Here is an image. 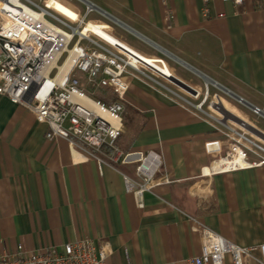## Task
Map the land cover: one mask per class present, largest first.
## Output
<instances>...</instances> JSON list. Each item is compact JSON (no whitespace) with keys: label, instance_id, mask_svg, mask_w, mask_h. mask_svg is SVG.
<instances>
[{"label":"crops","instance_id":"obj_1","mask_svg":"<svg viewBox=\"0 0 264 264\" xmlns=\"http://www.w3.org/2000/svg\"><path fill=\"white\" fill-rule=\"evenodd\" d=\"M86 1L103 12L94 11L93 20L110 24L137 51L165 59L176 77L196 88L220 84L264 111V8L252 0L238 6L211 0L206 17L202 0H169L171 19L160 0ZM48 2L70 12L57 0ZM118 28L145 41V48L129 43ZM159 71L174 79L166 69ZM219 104L228 110L223 99ZM235 107L264 132L254 121L262 115ZM123 119L117 146L123 152H160L163 163L154 178L170 180L145 191L142 207L124 186L123 174L139 179L133 164L98 165L91 154L71 150L65 139H47L46 124L0 94L3 247L22 244L38 251L88 237L108 245L106 264H183L200 251L191 217L241 246L264 241V164L202 175L201 169L227 150L224 136L138 80L126 93ZM213 140L219 141L218 154L205 149Z\"/></svg>","mask_w":264,"mask_h":264},{"label":"built area","instance_id":"obj_2","mask_svg":"<svg viewBox=\"0 0 264 264\" xmlns=\"http://www.w3.org/2000/svg\"><path fill=\"white\" fill-rule=\"evenodd\" d=\"M75 1L83 2L85 9H71L64 4L71 11L68 13L47 0H0V94L46 124L47 139H65L71 150L91 154L98 165L133 164L139 179L123 174L124 186L142 207L145 191L170 180L154 178L163 163L160 152H123L116 144L124 124L126 93L131 81L138 80L224 136L227 150L203 167L202 175L264 164V132L223 109L219 104L222 98L212 92L208 83L196 88L176 77L165 59L141 54L116 35L110 24L91 19V12L103 14L95 5L86 0ZM202 1V15L206 17L211 0ZM222 1L234 6L243 2ZM252 1L257 8H264V0ZM160 2L167 7L166 18L171 19L169 0ZM165 69L174 79L159 71ZM98 90H102L104 99L95 97ZM251 110L259 114L257 107ZM102 146L111 152L104 153ZM204 146L209 153L218 154L221 149L218 140ZM214 163L219 165L213 167ZM262 211L264 217V204ZM190 219L192 230L200 237V251L185 258L183 264H264V241L241 246L201 220ZM109 254L107 244L97 245L88 237L38 251L22 244L8 249L0 238V264H106Z\"/></svg>","mask_w":264,"mask_h":264},{"label":"rangeland","instance_id":"obj_3","mask_svg":"<svg viewBox=\"0 0 264 264\" xmlns=\"http://www.w3.org/2000/svg\"><path fill=\"white\" fill-rule=\"evenodd\" d=\"M63 4L67 5L68 7H70L71 9H76L79 8L81 11H83L85 9V4L83 2H78L75 0H60ZM89 17L91 19H96L97 15L95 14V12H91L89 14ZM118 25V24H117ZM119 26V25H118ZM117 28V27H116ZM119 29V28H118ZM119 31L124 33L125 39L133 44L134 46H136L139 49H144L146 46V42L143 41L140 38H135L134 36L130 35V32L127 30H123V29H119ZM145 42V43H143ZM141 53V52H140ZM143 54V53H141ZM145 55V54H143ZM148 56V55H145ZM210 86V89L212 90V92H217L220 97L224 100V102L226 103V106L228 107V111L234 113L236 116H238L239 118L244 119L246 122L250 123L245 116H243L242 113L238 112L236 110L235 106H239L240 108H248L246 105H244L243 103L239 102L238 100H236L235 98L231 97L229 94L225 93L221 88H219L218 86L214 85L212 82H207ZM95 97L104 99L103 97V92L102 90H98L95 94ZM254 113V112H253ZM255 114V113H254ZM255 123H257V125L259 127H261L262 129H264V119H254ZM251 124V123H250ZM253 125V124H251Z\"/></svg>","mask_w":264,"mask_h":264},{"label":"water","instance_id":"obj_4","mask_svg":"<svg viewBox=\"0 0 264 264\" xmlns=\"http://www.w3.org/2000/svg\"><path fill=\"white\" fill-rule=\"evenodd\" d=\"M211 80V79H210ZM211 81H213V80H211ZM220 87H221V89L224 91V92H228V94L230 95V96H232L233 98H235L236 100H238L239 102H241V103H243L244 105H246L247 107H249L250 109H254V108H256V106L255 105H253L252 103H250V102H248L247 100H245L244 98H242L241 96H239L238 94H236V93H234V92H232L231 90H229L228 88H226V87H224V86H222V85H220V84H218ZM259 111V114L260 115H262V116H264V111L263 110H258ZM248 126H247V129H249V130H251L252 131V126H250V124H247Z\"/></svg>","mask_w":264,"mask_h":264},{"label":"bare ground","instance_id":"obj_5","mask_svg":"<svg viewBox=\"0 0 264 264\" xmlns=\"http://www.w3.org/2000/svg\"><path fill=\"white\" fill-rule=\"evenodd\" d=\"M47 1H48V0H47ZM48 4H50V3L48 2ZM69 13H71V11H70ZM219 88H221V87L219 86ZM225 93H226V92H225ZM227 94H228V92H227ZM216 164H217V163H214V164H213V167H215Z\"/></svg>","mask_w":264,"mask_h":264}]
</instances>
